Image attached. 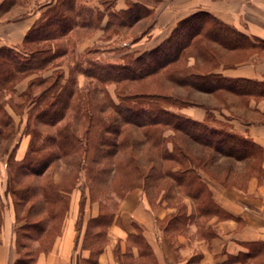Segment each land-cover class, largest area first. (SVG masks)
Returning <instances> with one entry per match:
<instances>
[{"label":"trees","instance_id":"trees-1","mask_svg":"<svg viewBox=\"0 0 264 264\" xmlns=\"http://www.w3.org/2000/svg\"><path fill=\"white\" fill-rule=\"evenodd\" d=\"M17 3L3 0L0 10L7 12ZM100 4L102 9L83 0H51L40 8L21 48L0 49V146L18 137L3 151L5 195L19 225L15 264H35L41 252L51 249L76 190L82 193L81 214L88 199L99 206V214L87 221L82 242L90 256L80 262L98 264L107 231L128 192L141 189L151 201L163 193L162 200L170 203L185 195L196 201L199 216H209L219 210L201 173L210 175L219 157L246 161L262 156L258 145L216 120L215 108L173 92L220 94L222 101L237 99L246 107L251 99H264V81L216 73L221 66L243 62L247 58L240 60L242 54L248 57L264 42L202 12L180 22L151 51L127 52L121 64L93 60L77 54L74 36L102 31L108 42L152 15L142 4H129L125 11H116L110 0ZM31 76L27 90L17 94L16 85ZM187 106L205 109L206 120L194 121L178 112ZM8 107L19 116L18 126ZM25 136L30 143L19 161L16 155ZM68 161L74 167L62 173L61 165ZM178 207L167 231L180 232L192 219ZM83 226L80 218L78 230ZM141 253L148 255V246H142Z\"/></svg>","mask_w":264,"mask_h":264},{"label":"crops","instance_id":"crops-1","mask_svg":"<svg viewBox=\"0 0 264 264\" xmlns=\"http://www.w3.org/2000/svg\"><path fill=\"white\" fill-rule=\"evenodd\" d=\"M132 3L144 5L153 14L132 27L137 31L146 24L137 41L133 42L136 54L157 48L180 22L202 12L252 40L264 42V0H116L115 10L125 11ZM39 16L18 15L16 19L0 23V49L21 48ZM106 22L107 19L102 26ZM91 34L87 39L92 44L101 42L102 31ZM84 48L77 53H82ZM193 64L194 60H191L190 65ZM216 73L228 79L262 82L264 56L250 53L245 62L221 66ZM33 78L19 82L17 94L25 92ZM214 108L212 112L217 119H223L234 132L245 135L261 148V158L238 161L219 157L214 165L226 159L229 166L212 168L210 175L201 173L202 181L219 210L209 216H199L196 201L185 195L178 194L177 202L170 203L162 200L163 193L151 201L141 189L128 192L120 201L114 222L107 231L105 249L98 256V264H264V102H250L248 122L238 118L229 120L235 114V108ZM7 110L14 115L9 107ZM179 113L198 122H204L207 115V111L200 107H187ZM29 143V136L22 138L17 160L24 158ZM232 163L236 166L233 167ZM254 164L258 167H251ZM81 196L80 190L70 195V208L61 234L54 239L48 252L38 255L35 264H80L89 258L90 252L82 250V242L87 221L99 214V206L88 199L81 214ZM178 206L184 207L192 219L180 232L167 231L168 221L178 213ZM80 218L84 222L81 231L77 227ZM18 226L13 203L0 187V264H15L18 259L15 238ZM142 246H148V255L141 253Z\"/></svg>","mask_w":264,"mask_h":264},{"label":"rangeland","instance_id":"rangeland-1","mask_svg":"<svg viewBox=\"0 0 264 264\" xmlns=\"http://www.w3.org/2000/svg\"><path fill=\"white\" fill-rule=\"evenodd\" d=\"M17 1H18L17 5L12 7L11 9H9L8 11H10V10L11 11L7 15H6V13L8 11L7 12H3V11L0 10V23H3V22H5L8 19L9 20L10 19H16L18 17V15H26V16L27 15H33L34 17L35 16L38 17V15H40V12L42 11V10H40V8L44 7L45 5H47L51 0H17ZM83 1L85 3H90V4L94 3V5H96L94 7H96V8H99V9L103 8V7H101V4H100L101 0H83ZM110 1H111V3H113V2L116 3V0H110ZM2 2H3V0H0V5H1ZM43 9L45 10V8H43ZM2 15H6V16H2ZM145 25H144V28L141 27L137 31L136 30H132V28L127 30V31H123L122 33H120V35L112 37L110 42L103 41V39L101 37L100 40H99L101 42H97V43H93L92 44V41L87 39V38H90L92 36V34L85 35V36L81 34L78 37L74 36L73 37V41L75 39L76 43L75 42L74 43H75L77 52H80V50H82L84 48V46H87L86 49L84 48L85 50L82 53H77V54L84 55V53H85V55L88 54L89 57L91 59H93V60L100 59V60L107 61V62H110V63L121 64L122 63V61H121L122 55L126 54L127 52L132 53V54L136 53V51L133 50L134 48H132L133 45H134L133 42L137 41V38L140 36L141 32L145 29V27H146ZM148 25H149V23H148ZM80 33H83V32H80ZM86 42H87V44H86ZM104 46H107V47H104ZM259 48L260 49L255 50L253 53H255V54L259 53L260 56H264V52H262V49H264V44H260ZM246 58H248V57H246V56H244L242 54V57L240 58V60L241 59L244 60ZM245 61L246 60H244L243 62H245ZM190 63H191V59H189V61H188V64H190ZM66 70H68V69H66ZM51 73H52V70L49 71V72H46L44 75L48 76ZM80 79H81L82 84H86L87 83L85 79H83V78H80ZM114 89H115V86H111L110 89H109L112 96L114 95ZM173 93L175 95H177L178 97H183L185 99H192V100H194L196 102H199V103L204 102L205 104H203V105H205V106H209V107H213V108H214V106H217L219 110H221L222 108H230V107L231 108H235L236 112H235V114H232L233 118L229 117V120L230 119L234 120V119L238 118L239 120H244V122H248L247 109H248L249 105L246 107V103L245 102L239 103L237 99H230L228 101H222V96H220V94L213 95V94L202 93V92L189 93L188 91L183 90V89H178V90L174 91ZM199 93H202V94H205V95L202 97ZM163 94H172V93H166L165 92ZM205 96H207V97H205ZM210 96H212L214 99H212ZM251 101H256L257 103H259V102H264V99H256V100L251 99L250 102ZM250 102H249V104H250ZM187 107H197V106H187ZM187 107H184V108H187ZM184 108H182V109H184ZM182 109H180V110H182ZM10 110H11V113H14V111L11 108H10ZM12 116H14V122L18 126V124L20 122L19 116L16 115L15 113H14V115L12 114ZM216 120L219 123H222V125L230 126L223 119H217L216 118ZM243 124L245 125V123H243ZM208 125L210 127L217 126V124L214 125L211 122H209ZM219 125H221V124H219ZM243 137H246V136L243 135ZM17 140H18V137H16V139H11L8 142L2 144V146H0V187H1V189L3 191L6 189L7 182H8V179H7L8 178V176H7L8 173H7V170H6V163H5L6 158L3 155V151L5 149L12 148L15 145V142ZM256 155H257L256 158H258V154H256ZM225 161H226V159H222L220 161V163L217 164L218 166L214 165L212 167L213 170H215L216 168L228 167L230 162H225ZM232 166L234 167V166H236V164L232 163ZM73 167H74V164H73L72 161H68L67 163H62L61 172L62 173L64 171L68 172ZM251 167L257 168L258 165L254 164ZM210 172L213 173L212 170ZM55 177L58 178L59 175L55 176ZM22 215H23V212H20V216H22Z\"/></svg>","mask_w":264,"mask_h":264}]
</instances>
